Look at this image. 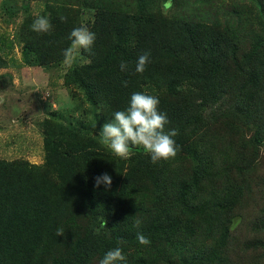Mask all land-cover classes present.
<instances>
[{
    "label": "trees",
    "instance_id": "obj_1",
    "mask_svg": "<svg viewBox=\"0 0 264 264\" xmlns=\"http://www.w3.org/2000/svg\"><path fill=\"white\" fill-rule=\"evenodd\" d=\"M65 1L46 4L50 34L27 21L23 62L60 64L71 31L87 26L96 36L91 51L80 52L88 61L73 64L64 83L84 94L100 129L133 93L158 97L180 151L153 164L134 146L122 159L92 123L51 114L42 125V164L0 159V264H100L117 247L126 261L116 264H243L249 253L261 264L264 0ZM145 52L150 63L137 73ZM105 173L111 186L97 187ZM241 226L244 236L236 234ZM137 232L151 243L140 245Z\"/></svg>",
    "mask_w": 264,
    "mask_h": 264
},
{
    "label": "rangeland",
    "instance_id": "obj_2",
    "mask_svg": "<svg viewBox=\"0 0 264 264\" xmlns=\"http://www.w3.org/2000/svg\"><path fill=\"white\" fill-rule=\"evenodd\" d=\"M22 1L17 0L16 7L10 4L4 6L0 2V54L6 61V67L0 69V159L42 164V125L53 117L51 114H56L55 117L65 124L69 120L75 125L92 123L93 134L98 137L103 123L100 129L98 123L93 121V114L97 112L94 113L86 104L84 94L64 83V76L70 67L63 62L29 67L23 62L22 49L27 35V21L33 22L38 15L45 16L47 2L53 5L55 0H29L26 8L22 7ZM84 1L78 0L77 3ZM123 1L129 4L133 0ZM178 1L190 7L187 1ZM65 2L70 3L69 0ZM217 2L227 6L238 4L234 0H214L215 4ZM118 4L123 3L118 1ZM164 13L168 14V11ZM92 15V11H87V17ZM80 55L73 64L88 61L81 59ZM260 149L264 157V148ZM236 234L245 235L242 226ZM246 259L247 262L243 264L258 262L253 253H249ZM263 262L264 259L261 264ZM235 263L242 264L239 261Z\"/></svg>",
    "mask_w": 264,
    "mask_h": 264
},
{
    "label": "clouds",
    "instance_id": "obj_3",
    "mask_svg": "<svg viewBox=\"0 0 264 264\" xmlns=\"http://www.w3.org/2000/svg\"><path fill=\"white\" fill-rule=\"evenodd\" d=\"M61 19H64L63 17ZM52 24L45 16L38 15L31 25V29L37 33L50 34ZM70 45L64 49L63 63L71 67L80 55L81 50L91 51L96 40L95 33L91 32L87 26L81 25L74 28L69 36ZM150 63V53L145 52L139 55L135 71L143 73L146 66ZM120 70L126 72L128 64L121 62ZM127 86V82H124ZM158 97L146 93L135 92L130 97V103L126 110L116 111L114 118L110 122L103 124L99 133L101 142L110 147L112 153L122 159H128L132 155L131 148L141 146L146 154L150 156L151 163L157 164L161 160L167 161L174 159L180 147L173 139L178 135L177 130H165V126L169 123L165 113L158 110ZM103 183L107 187L112 184V178L107 173L96 178V186ZM141 221L136 220L134 227L139 228ZM65 230L58 228L57 236H63ZM136 239L142 246L149 245L151 241L142 233L137 232ZM120 244L124 241L120 240ZM118 261H126V257L122 254V249L117 247L108 251L100 264H116Z\"/></svg>",
    "mask_w": 264,
    "mask_h": 264
}]
</instances>
